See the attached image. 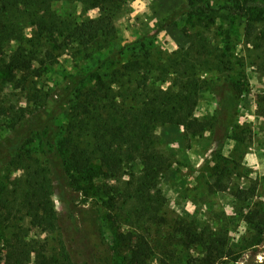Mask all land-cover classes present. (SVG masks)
I'll return each mask as SVG.
<instances>
[{
  "label": "rangeland",
  "instance_id": "rangeland-1",
  "mask_svg": "<svg viewBox=\"0 0 264 264\" xmlns=\"http://www.w3.org/2000/svg\"><path fill=\"white\" fill-rule=\"evenodd\" d=\"M183 4V0H103L99 7L91 9L81 1L54 0L52 10L64 20L80 22L108 16L114 25L115 37L99 48L87 50L68 43L57 48L61 39H53L49 45L44 43L42 50L44 54L49 53V62L45 68L33 64L40 75H29L23 89L20 83L24 75L27 78L26 73H17L11 82L0 73V142L4 143L13 133L10 127L13 116L52 111L64 96L62 88L68 74L80 73L87 80L98 77L110 80L109 76L127 60L147 59L152 62L151 66L134 73L124 87L135 88L137 94L144 95L166 90L174 78V67L168 65L169 61L191 54V41L193 44L199 39L200 51L209 63L195 71L194 80H199L200 88L194 112L210 124L200 137L187 136L183 127L176 124L159 125L154 130V145L167 159L146 196L162 201L159 211L162 220L158 224H146L134 214L135 200L131 195L135 178L141 171L139 160L125 165L124 173L116 180L104 179L99 164L94 161L81 187L64 184L60 190L55 184L51 200L61 219V228L55 231L43 230L32 212L21 203L28 190L25 180L38 165L40 170L44 168L45 161L38 135L23 131L22 148L12 154L13 163L0 176V200L8 198L11 208L7 219L0 205V264H4L10 244L15 243L26 250L27 264H88L87 253L93 256L109 250L114 252V264H128L126 248L116 238L128 230H135L152 242L153 257L148 264H157L162 247L170 246L166 238L172 233L179 241L178 249L184 250L180 264H203L204 250L199 245L186 244L184 230L208 242L217 241L221 254L215 264L264 263V230L258 233L254 228L255 223L259 227L264 225V62L257 59L259 51L244 35L242 17L228 18L219 11L211 24L188 13L182 14ZM219 5L220 0L212 2L215 8ZM32 31L27 18L19 20L16 37L7 50L28 44ZM123 47L119 61L98 67L100 60L108 55L105 49L112 52ZM222 53L223 61L229 62L224 67L226 70L213 61L214 55ZM227 80L238 82L244 91L223 136L225 131L215 122L219 106L211 88ZM112 84L114 91L119 90ZM130 101H133L131 96L125 104ZM74 105V98H70L64 104L65 111L56 117L55 127L59 130L69 121L70 108ZM104 185L114 186L126 195L115 196L110 206L108 197L100 192ZM91 207L97 209L102 240L80 225L77 234L69 228L68 208L77 215L80 210ZM253 215L254 224L249 221ZM64 251L71 262L65 260ZM41 254L44 259L38 258Z\"/></svg>",
  "mask_w": 264,
  "mask_h": 264
},
{
  "label": "trees",
  "instance_id": "trees-1",
  "mask_svg": "<svg viewBox=\"0 0 264 264\" xmlns=\"http://www.w3.org/2000/svg\"><path fill=\"white\" fill-rule=\"evenodd\" d=\"M53 1L0 0V73L4 74L9 82L15 79L17 73H26L27 78L24 75L20 83L22 89L25 88L29 75H40L38 68L35 69L33 64L46 67L49 62V53L44 54L42 50L44 43L49 45L53 39H61L57 48H63L68 43L87 50L99 48L115 37L116 31L108 16L100 15L93 19L71 22L52 10ZM76 1L85 3L91 9L99 7L103 2ZM183 1L182 14L188 13L197 19L208 20L211 24L213 16L219 11L228 18L242 17L245 22L244 35L259 51L257 59L264 62V0H220L217 8L212 6L215 0ZM24 18H27L33 27L32 40L28 44H18L15 49L7 50L16 37L18 21ZM226 36L229 38L228 31ZM198 41L199 39L193 44L191 41V54L186 53L181 60L169 61L168 65L174 67V78L171 80L172 85L166 90L159 89L144 95L137 94L135 88L124 87L134 73H139L152 64L147 59L127 60L109 76L110 80L100 77L87 80L80 73L68 74L62 88L64 96L56 102L50 113L36 111L26 116L27 118L22 114H17L16 118L13 116L10 124L13 133L4 143L0 142V176L4 169L13 163L12 154L23 146L21 133L26 130L38 135L43 144L44 168L42 166L40 170L38 165L32 169L25 180L28 190L24 193L21 203L32 212L43 230L55 231L61 228L60 216L51 200L55 184L60 190L64 184L81 187L90 175L94 161L99 164L100 175L104 179L116 180L124 173L125 165L139 160L141 171L135 178L131 195L136 203H132L135 217L137 220L144 219L146 224H158L159 220H162L159 214L162 201L146 198L149 187L160 176L167 161L161 150L154 145V130L159 125L176 124L183 127L187 136L200 137L210 127L207 121L199 119L194 112L200 88L199 80H194L195 71L197 67L209 63L203 58ZM124 49L125 47L112 52L105 49L108 55L100 60L98 67L111 61H119ZM213 59L217 67L228 69L224 68L229 62L223 61V53L220 56L214 55ZM112 83L117 85L119 90L114 91ZM211 89L219 106L215 113V122L225 131V136L231 124L233 109L244 88L238 82L227 80ZM129 96L133 101L125 104L129 101ZM70 98H74L75 105L70 108L69 121L59 130L55 127L56 117L65 111L64 104L69 103ZM100 192L108 197L110 206H113L112 200L115 196L121 198V195H126L118 188L108 185L101 186ZM5 198L0 200V205L7 213V218L11 214V208L8 206V198ZM67 212L69 228L76 234L79 233L80 225L84 231L90 230L97 240L103 239L96 207L80 210L77 215L69 208ZM255 214L257 215V212ZM254 215L249 220L253 224ZM76 217L79 220H76ZM254 228L258 233H262L264 225L259 227L258 223H255ZM184 233L187 236L184 241L186 244L199 245L204 250L206 258L203 264L217 263L221 252L217 250L216 240L208 242L207 239L192 235L187 230H184ZM116 238L118 243L126 248L125 258L128 264H148L152 259V242L145 235L128 230L120 232ZM166 241L170 246L162 247L157 264H180L184 250L178 249L179 241L175 234H170ZM10 245L4 264H27L26 250L20 244ZM115 252L119 253L120 250ZM66 253L64 251L65 260L71 262L69 254ZM40 257L44 259V254L38 256ZM86 261L88 264H114L115 256L111 250L106 253L98 252L93 256L87 253Z\"/></svg>",
  "mask_w": 264,
  "mask_h": 264
}]
</instances>
